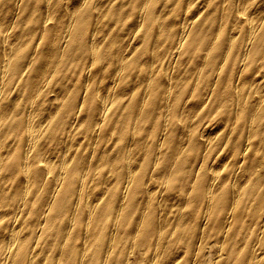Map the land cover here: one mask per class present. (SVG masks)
<instances>
[{
  "label": "clouds",
  "instance_id": "1",
  "mask_svg": "<svg viewBox=\"0 0 264 264\" xmlns=\"http://www.w3.org/2000/svg\"><path fill=\"white\" fill-rule=\"evenodd\" d=\"M0 57V264H264V0H0Z\"/></svg>",
  "mask_w": 264,
  "mask_h": 264
},
{
  "label": "bare ground",
  "instance_id": "2",
  "mask_svg": "<svg viewBox=\"0 0 264 264\" xmlns=\"http://www.w3.org/2000/svg\"><path fill=\"white\" fill-rule=\"evenodd\" d=\"M11 20H14L15 19V16H12L10 18ZM138 29V25L136 26V28H130L129 29V32H131L133 34L132 38L128 41L129 44L132 45V51L134 52L135 51V48L139 47V42H135V37H134V32ZM42 35V33H41ZM125 39H128L127 37H125ZM38 43V41H37ZM179 47V45H178ZM0 59H2V57H0ZM48 72V67L45 65L41 68L40 72H39V75L38 77H34L33 80H34V83H33V87H39L40 86V82L43 80L44 76L47 74ZM76 84V80H73L72 82V85L69 87V91L71 90L72 87H74ZM194 90V88H193ZM57 92H59V89H57ZM64 99V93L62 92H59V94H55L53 93V98H52V103L56 104L57 101H61ZM81 104H83V99H81ZM111 107V105L109 106ZM59 110V104H57V108L55 111H58ZM55 111H49V116H48V119H51L54 115H55ZM45 123H47V120L45 121ZM113 131H115V129L113 128ZM208 139V142L209 144L211 143V141L214 139V135L212 134H209V136L207 137ZM116 143H119L118 140H116L112 145H111V148H114L115 147V144ZM110 150V149H109ZM205 151L207 152V147L205 149ZM103 155V153H101V156ZM89 160L91 161V156L89 157ZM96 163L98 164L99 161H96ZM108 187H111V185H109ZM59 189L55 187V184L53 183V199L50 203V205L48 206L49 207V210H51V206L55 203V200H54V196H55V193L58 192ZM107 195V188L104 190V192H102L98 198L95 200V203L93 204V207H95L96 205H99L102 201H104L105 199V196ZM74 219L72 222L69 223L68 227L65 229V232H66V235H65V242L68 241L69 237L71 236L72 234V228L75 226V224L78 222L79 220V217L76 216V213H74ZM90 219V217H89ZM47 224V221H43L39 227L41 229V234L43 233V229L44 227L46 226ZM201 236H203V227L201 228ZM39 240V237L37 238ZM77 240H79V237H77ZM86 242V241H85ZM47 259V257L45 256V260ZM41 264H43V261H41ZM176 264H179V258L177 259L176 261Z\"/></svg>",
  "mask_w": 264,
  "mask_h": 264
}]
</instances>
